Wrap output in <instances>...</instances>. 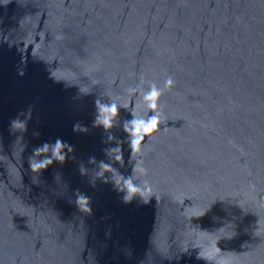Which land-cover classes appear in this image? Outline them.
Returning <instances> with one entry per match:
<instances>
[{
	"label": "water",
	"instance_id": "95a60500",
	"mask_svg": "<svg viewBox=\"0 0 264 264\" xmlns=\"http://www.w3.org/2000/svg\"><path fill=\"white\" fill-rule=\"evenodd\" d=\"M0 264H264V0H0Z\"/></svg>",
	"mask_w": 264,
	"mask_h": 264
},
{
	"label": "clouds",
	"instance_id": "9594fccd",
	"mask_svg": "<svg viewBox=\"0 0 264 264\" xmlns=\"http://www.w3.org/2000/svg\"><path fill=\"white\" fill-rule=\"evenodd\" d=\"M171 84H172L171 79L166 81V86H170ZM159 96H160V91L155 86H152L151 91L144 96L145 101L148 102L149 108L153 110L157 108V101ZM112 111L115 113L116 111L115 105L112 106ZM132 125H133L132 133L134 135L139 134L141 131H143L145 135H149L156 130L158 126V119L156 116H151L147 122H145L144 120H139V121L133 120ZM133 143L135 144L137 142L134 141ZM47 163L48 161H45L43 163L30 165V167L34 171H39L41 168L44 169L47 168Z\"/></svg>",
	"mask_w": 264,
	"mask_h": 264
}]
</instances>
